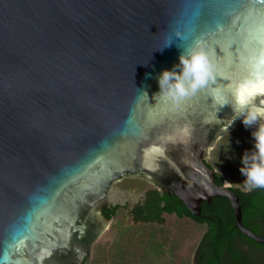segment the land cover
Instances as JSON below:
<instances>
[{
	"label": "water",
	"instance_id": "water-1",
	"mask_svg": "<svg viewBox=\"0 0 264 264\" xmlns=\"http://www.w3.org/2000/svg\"><path fill=\"white\" fill-rule=\"evenodd\" d=\"M174 31L188 41L160 48ZM193 39L214 79L179 106L154 99ZM258 76L264 0H0V264H88L113 183L127 177L194 215L225 196L264 243L206 162L241 119L221 98Z\"/></svg>",
	"mask_w": 264,
	"mask_h": 264
},
{
	"label": "trees",
	"instance_id": "trees-1",
	"mask_svg": "<svg viewBox=\"0 0 264 264\" xmlns=\"http://www.w3.org/2000/svg\"><path fill=\"white\" fill-rule=\"evenodd\" d=\"M250 132H254L253 127H246L241 119L217 141L207 164L215 169L218 184L229 185L239 195L243 223L261 232L264 189L249 192L244 189L242 178L226 177L227 170H235V166L224 160L234 142ZM127 178L126 186L134 183L145 189L144 200L133 206L116 203L103 208L111 219L122 216L108 228L112 239L107 244H94L88 264H242L244 257L236 247L237 237L264 251L263 243L236 228L225 196H214L211 202L204 200L201 215L196 216L177 195L163 192L143 178ZM128 216L132 222L126 221Z\"/></svg>",
	"mask_w": 264,
	"mask_h": 264
},
{
	"label": "clouds",
	"instance_id": "clouds-1",
	"mask_svg": "<svg viewBox=\"0 0 264 264\" xmlns=\"http://www.w3.org/2000/svg\"><path fill=\"white\" fill-rule=\"evenodd\" d=\"M173 37L188 41V37L183 32L174 31L171 38L160 48L169 46ZM178 59L179 63L172 69L161 70L157 77L159 92L154 94V99L162 97L170 101L173 106H179L186 98L204 88L214 79L215 73V65L199 40L193 39L187 43ZM260 95H264V77L258 76L255 81L241 83L232 101L221 98V106L230 104L236 117L241 118L246 127H251L257 125L259 121H264V99H261L259 104L256 102V98ZM252 135L255 150L246 152L242 156V166L239 169L244 177V189L249 192L264 189V123H259Z\"/></svg>",
	"mask_w": 264,
	"mask_h": 264
},
{
	"label": "rangeland",
	"instance_id": "rangeland-1",
	"mask_svg": "<svg viewBox=\"0 0 264 264\" xmlns=\"http://www.w3.org/2000/svg\"><path fill=\"white\" fill-rule=\"evenodd\" d=\"M241 120V119H240ZM239 120V121H240ZM237 121V123L239 122ZM237 123L235 126H237ZM259 124V123H258ZM257 125H253L254 131L258 127ZM253 132L247 133L245 136H241L237 139V141L234 142L233 146L229 148V153H227L226 158L224 159L228 163H230L232 166H235V170H227L226 174L228 176L226 177H234L238 176L242 179L244 177L242 176L240 172V167L242 166L241 164V158L246 152H252L254 151V137L252 135ZM213 150V149H212ZM211 150V151H212ZM209 158H211V153ZM208 158V159H209ZM240 166V167H239ZM122 179L120 181L114 182L113 186L110 191V197H109V204H116V203H121V204H128L129 206H133L136 203L140 201V199L145 195V189L141 188L140 185L131 183V185L126 186L125 184L129 183V180ZM150 183V182H149ZM153 185V184H152ZM149 185H146L148 187ZM122 216V214L118 215L117 217H114L111 219L110 226L111 224L119 219ZM127 222H132L133 219L128 216L126 218ZM112 239V234L109 229H107L95 242L94 244L101 243L107 244L106 242H109ZM93 244V246H94ZM93 247H92V256H93ZM91 256V258H92Z\"/></svg>",
	"mask_w": 264,
	"mask_h": 264
},
{
	"label": "flooded vegetation",
	"instance_id": "flooded-vegetation-1",
	"mask_svg": "<svg viewBox=\"0 0 264 264\" xmlns=\"http://www.w3.org/2000/svg\"><path fill=\"white\" fill-rule=\"evenodd\" d=\"M232 214L234 216V213ZM196 216H200V215H196ZM234 222H235L236 228H238L241 231V229L236 224L235 217H234ZM255 232L259 235L264 236V230H262L261 232H258V231H255ZM235 244H236V247L239 249L240 253L242 254V256L244 257V263L242 264H264V251L251 247L249 244L245 243L244 241L242 242V239H239L238 237L235 238Z\"/></svg>",
	"mask_w": 264,
	"mask_h": 264
}]
</instances>
